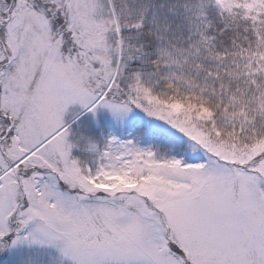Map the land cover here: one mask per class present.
I'll use <instances>...</instances> for the list:
<instances>
[{
	"label": "snow or ice",
	"instance_id": "snow-or-ice-1",
	"mask_svg": "<svg viewBox=\"0 0 264 264\" xmlns=\"http://www.w3.org/2000/svg\"><path fill=\"white\" fill-rule=\"evenodd\" d=\"M0 264H264V0H0Z\"/></svg>",
	"mask_w": 264,
	"mask_h": 264
}]
</instances>
